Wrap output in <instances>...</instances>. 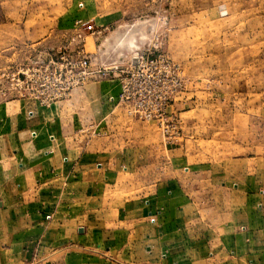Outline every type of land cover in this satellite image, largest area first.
Here are the masks:
<instances>
[{
  "label": "crops",
  "instance_id": "1",
  "mask_svg": "<svg viewBox=\"0 0 264 264\" xmlns=\"http://www.w3.org/2000/svg\"><path fill=\"white\" fill-rule=\"evenodd\" d=\"M118 93L94 75L48 106L0 99V264H264V149L189 165L119 147Z\"/></svg>",
  "mask_w": 264,
  "mask_h": 264
},
{
  "label": "rangeland",
  "instance_id": "2",
  "mask_svg": "<svg viewBox=\"0 0 264 264\" xmlns=\"http://www.w3.org/2000/svg\"><path fill=\"white\" fill-rule=\"evenodd\" d=\"M115 11L122 17L99 34L85 32L84 42L69 28L77 16L110 20ZM83 45L105 64L141 50L162 53L187 80L168 112L176 124L171 144L154 122L120 107L109 116L119 124L106 127V141L111 132L119 147L146 144L167 158L176 147L189 165L264 149V0H0V99L19 95L25 73L59 64Z\"/></svg>",
  "mask_w": 264,
  "mask_h": 264
},
{
  "label": "built area",
  "instance_id": "3",
  "mask_svg": "<svg viewBox=\"0 0 264 264\" xmlns=\"http://www.w3.org/2000/svg\"><path fill=\"white\" fill-rule=\"evenodd\" d=\"M74 31L79 41L84 42L85 32L99 34L101 28L90 21L77 20ZM60 60L52 67L39 68L38 73H23L19 95L48 106L67 98L74 88L94 75H110L118 81L117 104L125 114L134 120L154 122L167 138L165 146L171 144L169 137L173 135L170 133L176 134V124L167 109L187 87L180 63L148 49L135 52L125 63L113 60L105 64L92 57L84 45L75 54H62ZM154 220L150 217L151 222Z\"/></svg>",
  "mask_w": 264,
  "mask_h": 264
}]
</instances>
